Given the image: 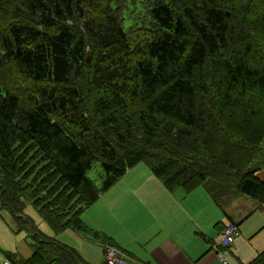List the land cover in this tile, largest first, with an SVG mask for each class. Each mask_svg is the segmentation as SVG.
<instances>
[{"label": "trees", "instance_id": "1", "mask_svg": "<svg viewBox=\"0 0 264 264\" xmlns=\"http://www.w3.org/2000/svg\"><path fill=\"white\" fill-rule=\"evenodd\" d=\"M153 2L125 29L110 0H0V202L34 239L14 264H86L26 203L55 233L113 244L81 214L139 162L222 210L264 199V0ZM95 160L100 187L86 176ZM40 166L55 180L41 198L29 193Z\"/></svg>", "mask_w": 264, "mask_h": 264}, {"label": "crops", "instance_id": "2", "mask_svg": "<svg viewBox=\"0 0 264 264\" xmlns=\"http://www.w3.org/2000/svg\"><path fill=\"white\" fill-rule=\"evenodd\" d=\"M254 175L264 182V168ZM119 181L124 185L116 186ZM212 206L219 211L203 186L189 193L182 189L169 191L150 169L137 166L101 193L84 209L81 218L89 228L104 234L121 248L128 264H224L217 260L212 249L216 235L229 221L241 228V223L255 207L264 215V205L257 202L255 206L254 202L239 195L224 206L223 216L220 212L219 215L212 213ZM240 231L246 230L239 229L238 237ZM81 236L89 242H101L86 234ZM80 245L85 249L78 247L82 253L73 249L86 264H105L100 260L102 251L97 248L96 256L89 257L88 247ZM257 253L250 257L240 256L232 247L223 252L225 264H246ZM95 258H99L98 263Z\"/></svg>", "mask_w": 264, "mask_h": 264}, {"label": "rangeland", "instance_id": "3", "mask_svg": "<svg viewBox=\"0 0 264 264\" xmlns=\"http://www.w3.org/2000/svg\"><path fill=\"white\" fill-rule=\"evenodd\" d=\"M94 1L98 3L100 0H94ZM153 1L155 0H110L113 7L120 6V9L118 10V14L119 17L122 18V25L125 29L129 27H137L143 25L144 22H146L148 9L152 5L151 3ZM98 8H99L98 4L94 5L92 12L94 10H98ZM258 9L260 10V8ZM137 166H141L149 170V168L143 162H139L134 166L128 168L127 171ZM29 168L30 166L26 170H28ZM40 169H44V166L35 168L36 172L34 171V169H32L31 171L30 176L34 178V182L32 186H34L35 188L32 190L30 189L29 192V193H35V195L33 196L37 195L39 196V198L43 197L41 193L42 188L45 190H50L54 186L53 184L55 183V180L53 179H49L48 183L44 182V178H46V176H48L49 174L47 172L41 173ZM102 174H103L102 168L100 166L99 161L97 160H95L92 163L91 167L86 171V176L92 181V183L96 187L101 186ZM38 181L41 183L39 184ZM122 185H124V182L119 181L116 186H122ZM177 189H181V188L178 187L175 188L174 190ZM53 192L54 191L52 190L50 192L51 196L49 194L48 197H52L57 193V192L54 193ZM239 195L242 198H245L246 200H250V202H254L255 206H257V202H259L255 199L252 198L250 199L249 197L243 196L242 194H237L235 197ZM32 199H34V197L31 198V201ZM260 203L264 205V199H262ZM20 205L21 203L18 204L19 207ZM216 207L218 208L219 210L218 212H220V215L223 216L222 209L217 205ZM262 208L264 209V207ZM253 211L254 212L250 213V215L241 223L240 225L241 228H238V231L239 229L240 230L245 229L246 231H240V236L237 237L229 247V249L231 247L235 248L239 252L240 256L250 257L251 255H253V253L257 251L260 252L262 249H264V215L262 211L256 210V207ZM218 212L216 211L215 207L212 206V213L219 215ZM24 214L33 220L38 231H40L49 238L50 237L53 238V240H57L61 243L70 244L71 246H74L75 249H78V247L84 249V247L80 245V243H82L84 246L88 247L87 250L88 252H86V254L89 257H95L98 251L99 252L102 251L101 242L87 241L85 238L81 236L82 234H84L82 232H77L70 228L61 230L58 233L53 232L49 228V226L39 217L33 206L28 203L25 204ZM219 239L220 236L219 234H217L215 241L213 243H217ZM33 244H34V239L31 238V236L25 230H19V224L15 218V215L10 210L3 207L0 202V264H6V263L14 264L16 259L18 257H21V255H24L26 253L28 254L30 253L31 255L32 250H34ZM80 253L82 252L80 251ZM102 255L103 254L100 253V260L103 262L104 259ZM94 261H97L98 263L99 258L98 259L95 258Z\"/></svg>", "mask_w": 264, "mask_h": 264}, {"label": "built area", "instance_id": "4", "mask_svg": "<svg viewBox=\"0 0 264 264\" xmlns=\"http://www.w3.org/2000/svg\"><path fill=\"white\" fill-rule=\"evenodd\" d=\"M238 235L239 231L235 223L229 221L223 225L219 232V241L212 244V249L215 251L218 261L224 264L227 262L223 252L230 247ZM101 245L105 264H128L125 253L118 247L107 243Z\"/></svg>", "mask_w": 264, "mask_h": 264}]
</instances>
